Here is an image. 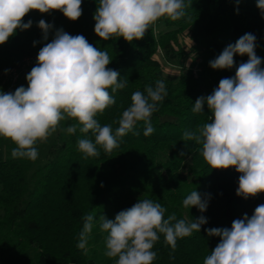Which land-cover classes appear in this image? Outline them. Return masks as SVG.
Listing matches in <instances>:
<instances>
[{
    "label": "trees",
    "instance_id": "16d2710c",
    "mask_svg": "<svg viewBox=\"0 0 264 264\" xmlns=\"http://www.w3.org/2000/svg\"><path fill=\"white\" fill-rule=\"evenodd\" d=\"M98 3L82 0V15L76 21L68 20L60 11L29 12L23 22L31 20L32 26L17 29L0 45V92L7 93L6 70L37 54L51 42L55 30L62 28L107 51L112 58L108 67L127 81L115 93L109 89L116 103L95 117L101 126L110 125L114 132L123 111L132 103V94L155 87L158 80L165 82L168 95L151 117V135H144V122L139 121L132 132L119 138V147L112 152L97 146V157L86 156L77 147L80 138L95 141L91 132L77 130L69 135L63 130L75 123L73 120L62 121L53 157L35 169L31 160L12 158L15 145L0 137L7 153L2 156L0 148V264H109V259L98 260L97 252L88 249L101 239V233L90 235L86 254L77 248L83 217L93 214V228H98L100 216L107 214L114 219L139 199L159 202L167 210L165 218L175 213L177 219L192 221L201 215L207 219L200 232L177 240L174 253L160 234L153 248L157 253L153 264H203L220 242L219 237L208 236L206 229L230 228L233 220L244 214L251 217L255 208L264 204V193L246 200L237 196L241 173L235 168L212 169L202 156L201 145L183 141V132L209 122L211 113L206 104L202 113L192 111L196 99L210 95L222 78L235 75V67L214 70L209 66L226 46L246 33L254 34L256 55L264 67V16L257 0H186L191 6L185 17L176 21L162 17L156 22L161 27L158 31L155 23L142 39L129 43L122 37L105 41L95 34ZM40 20L53 25L47 41L38 27ZM185 38L193 42V63L179 64L180 75L170 77L157 56L161 54L169 62L183 60L187 55ZM247 60L246 55L234 56L236 66ZM193 190L204 198L210 196L204 213L183 207V200Z\"/></svg>",
    "mask_w": 264,
    "mask_h": 264
},
{
    "label": "clouds",
    "instance_id": "9594fccd",
    "mask_svg": "<svg viewBox=\"0 0 264 264\" xmlns=\"http://www.w3.org/2000/svg\"><path fill=\"white\" fill-rule=\"evenodd\" d=\"M81 5L82 0H0V45L17 29L32 26L31 20L24 23L23 18L33 10L60 11L68 20L76 21L82 15ZM189 6L186 0H99L94 32L105 41L122 37L131 43L142 39L162 17L172 21L185 17ZM257 8L264 16V0H257ZM38 27L47 41L53 25L40 20ZM256 47V36L246 33L209 61L214 70L235 67V75L222 78L210 95L196 99L192 111L202 113L206 104L211 113L209 122L185 130L182 137L183 141L201 145L202 156L212 169L235 168L241 173L236 195L245 200L264 193V67ZM236 55H246L247 62L236 66ZM111 60L107 51L94 47L83 35L55 30L26 75L27 87L0 92V137L15 145L12 158L36 161L37 142H47L65 120L75 121L63 129L67 134L79 130L94 135V142L88 138L77 141L78 150L89 157L99 156L97 146L107 153L118 148L119 138L132 132L139 121L144 122V135H151V117L168 95L163 80L132 94V103L123 111L114 132L95 118L116 103L109 89L115 93L127 83L117 70L108 67ZM209 199L193 190L183 200V207H195L204 213ZM166 211L159 202L139 199L114 219L100 216V231L107 233L105 255L115 264H153L157 257L153 248L160 234L174 253L178 239L200 232L207 223L203 215L192 221L177 219L175 213L165 218ZM93 226V214L84 216L77 248L85 254ZM206 232L219 237L220 242L203 264H264V204L257 206L251 217L244 214L233 220L230 228H210ZM172 253L170 259H174Z\"/></svg>",
    "mask_w": 264,
    "mask_h": 264
},
{
    "label": "rangeland",
    "instance_id": "374dc122",
    "mask_svg": "<svg viewBox=\"0 0 264 264\" xmlns=\"http://www.w3.org/2000/svg\"><path fill=\"white\" fill-rule=\"evenodd\" d=\"M161 27L158 25V23H156V29L157 31L160 29ZM185 43V52H186V57H184L183 60H171V62H169L167 60L166 57H163L161 54L158 55L157 57L161 60L164 70L166 72V74L170 77L173 78H177L180 73H181V68L179 66V64L182 65V63L184 62L187 66H190L193 63V53L191 51V48L193 46V42L190 39H186L184 40ZM27 75V74H26ZM26 75H24L22 77V79H26ZM20 82V81H19ZM17 83V85L21 84L20 86H24L27 87V80H24V82H20ZM7 92L10 91L9 89L6 90ZM63 127V124L61 122L60 128L57 130L56 133H54L52 136H50L47 140V142H37V149H38V159L36 161H34V166L33 169L39 167L40 165H44L46 164L50 158L53 157V152L52 149L54 147V145L57 143L58 139H59V133L61 132ZM1 148V153L2 156H6V151H5V144L2 142L0 145ZM106 218L108 219H112L111 216H108L107 214L105 215ZM95 233H101L102 237L99 241L96 242H92V244H90L88 246V249L91 251H96L97 252V259L98 260H102V261H106L107 259H109V264H115V261L113 258H109L105 255V251H106V244H105V238L107 233H104L102 231H100V228H93L91 235H94Z\"/></svg>",
    "mask_w": 264,
    "mask_h": 264
},
{
    "label": "built area",
    "instance_id": "2783aa9c",
    "mask_svg": "<svg viewBox=\"0 0 264 264\" xmlns=\"http://www.w3.org/2000/svg\"><path fill=\"white\" fill-rule=\"evenodd\" d=\"M37 56L38 53L26 56L19 65L11 67L4 73V80L8 83L7 89L11 90L24 75L31 71L36 64Z\"/></svg>",
    "mask_w": 264,
    "mask_h": 264
},
{
    "label": "crops",
    "instance_id": "0c3cea01",
    "mask_svg": "<svg viewBox=\"0 0 264 264\" xmlns=\"http://www.w3.org/2000/svg\"><path fill=\"white\" fill-rule=\"evenodd\" d=\"M24 80H26V79H24Z\"/></svg>",
    "mask_w": 264,
    "mask_h": 264
}]
</instances>
